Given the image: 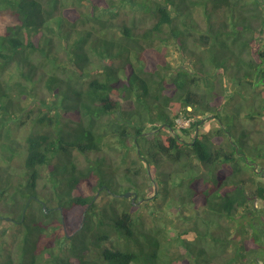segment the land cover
<instances>
[{
  "label": "trees",
  "instance_id": "obj_1",
  "mask_svg": "<svg viewBox=\"0 0 264 264\" xmlns=\"http://www.w3.org/2000/svg\"><path fill=\"white\" fill-rule=\"evenodd\" d=\"M1 18L0 264H264V214L240 220L264 139L239 122L264 116V0H0ZM151 198L173 234L139 221Z\"/></svg>",
  "mask_w": 264,
  "mask_h": 264
},
{
  "label": "rangeland",
  "instance_id": "obj_2",
  "mask_svg": "<svg viewBox=\"0 0 264 264\" xmlns=\"http://www.w3.org/2000/svg\"><path fill=\"white\" fill-rule=\"evenodd\" d=\"M129 13V12H128ZM121 17L123 16V18H127V16L124 15L123 13H120ZM136 17L139 19V25L140 27L143 29V27H149L154 23V19L149 17L148 15L139 12L136 13ZM7 20L5 18H1L0 19V29L4 27V25L6 24ZM168 55H169V59L172 62L173 66H180L182 65V63H184L185 61L187 62L188 60L185 57H181L179 51L174 47V45H170L168 47ZM229 107H232V104L229 105ZM256 118L255 119H249L247 117H242L240 122V126L241 127H247L249 129L250 132V142H253L254 140L256 141H260L262 139H264V116L261 115H255ZM191 123V120L186 119L184 117H180L177 119V124L179 127H189ZM19 128V130L17 131L18 135L17 138H24L27 134L30 133V131L33 129L32 128V124L30 119L28 118V115H25L23 123H21L20 126H17ZM217 127H219V122L216 119H212L210 121H207V123H205L203 125V127H201L200 131H208L210 129H217ZM122 149L119 150H111L110 151V161L113 162V164L115 166L118 167V169H120V172H123V169L127 168V167H131L134 170V164L132 162L133 159H136V150L134 149V147H131V152H129L128 155H126L125 160H124V155L122 154ZM124 150V149H123ZM251 155V153H249ZM252 156V155H251ZM82 159V157H81ZM138 165H140V163L138 162ZM171 164H168L164 170L165 171H174V167L170 166ZM17 166V169L22 171V167H20L19 164H17L15 167ZM160 179L159 182L162 181V175H159ZM158 180V179H157ZM264 180V178H263ZM124 182V181H123ZM127 183V182H125ZM154 185H157L156 183ZM199 185L201 186L202 183L200 182ZM42 184L40 185V188H42ZM250 186H253V188L256 187V183L254 182H250ZM47 190V188H45V191ZM133 193L130 197L133 198ZM255 198V197H253ZM148 204L147 205H142L140 206L139 209H137V214L139 216V221H141V223L143 222L144 224V228L145 229H149L154 227L155 225L158 226H162V227H166L167 232H172V234L176 231L174 229V227L176 226V224L181 223V221L179 220V218L177 217V213L175 211H173L170 207H168L167 205L162 203V200H154V199H148ZM143 203V202H142ZM151 206H148V205ZM162 206V210L159 211L156 208ZM250 209L254 210V213H250L248 214L247 212H244L246 217H240V220H243L244 222L249 219H254L261 214H264V200L261 199H252L250 202ZM264 216V215H263ZM259 217V216H258ZM227 223V222H225ZM246 223V222H245ZM6 228V232L4 234V236L2 235V230ZM165 229V230H166ZM16 231V227L13 226V222L9 219H2L0 220V241H4L6 249H12L14 246V244H12V240L13 238V234ZM192 237V236H191ZM5 239V240H3ZM261 261V260H260Z\"/></svg>",
  "mask_w": 264,
  "mask_h": 264
},
{
  "label": "water",
  "instance_id": "obj_3",
  "mask_svg": "<svg viewBox=\"0 0 264 264\" xmlns=\"http://www.w3.org/2000/svg\"><path fill=\"white\" fill-rule=\"evenodd\" d=\"M125 195H126V197H130L131 195H132V192L131 191H127L126 193H125ZM43 205H44V207L46 208V204L43 202ZM62 209V208H61ZM9 219H10V217H8Z\"/></svg>",
  "mask_w": 264,
  "mask_h": 264
},
{
  "label": "built area",
  "instance_id": "obj_4",
  "mask_svg": "<svg viewBox=\"0 0 264 264\" xmlns=\"http://www.w3.org/2000/svg\"><path fill=\"white\" fill-rule=\"evenodd\" d=\"M190 120V119H189Z\"/></svg>",
  "mask_w": 264,
  "mask_h": 264
}]
</instances>
